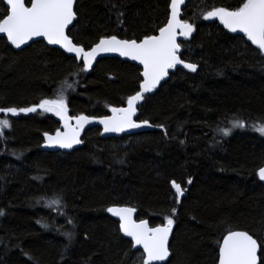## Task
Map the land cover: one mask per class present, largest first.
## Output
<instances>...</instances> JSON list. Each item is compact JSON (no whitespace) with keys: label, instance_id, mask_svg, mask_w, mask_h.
Listing matches in <instances>:
<instances>
[{"label":"trees","instance_id":"16d2710c","mask_svg":"<svg viewBox=\"0 0 264 264\" xmlns=\"http://www.w3.org/2000/svg\"><path fill=\"white\" fill-rule=\"evenodd\" d=\"M242 2H187L182 20L195 30L180 43V58L197 71L175 70L144 98L136 121H147L150 132L103 139L91 128L72 152H44L45 133L60 130L57 116L39 108L17 116L0 112L11 125L0 136V264L141 262L142 254L109 216L113 206L136 208V219L151 227L174 220L165 264H217L229 231H247L264 242V186L257 176L264 167V135L253 127L264 123V57L217 18H203ZM169 5L76 0L68 35L86 50L112 35L139 41L165 26ZM6 11L0 0V17ZM82 69L43 42L15 51L0 37V108L38 106L63 91L69 116L100 118L124 107L142 82L139 68L114 58L99 60L91 72ZM235 120L245 127L223 135L220 129ZM173 181L183 196L177 197ZM44 197L59 199L63 211Z\"/></svg>","mask_w":264,"mask_h":264},{"label":"snow or ice","instance_id":"6c2138e0","mask_svg":"<svg viewBox=\"0 0 264 264\" xmlns=\"http://www.w3.org/2000/svg\"><path fill=\"white\" fill-rule=\"evenodd\" d=\"M184 2L185 0H171L170 18L166 25L159 29L158 35L145 36L139 41L120 39L115 35L102 37L90 50L74 43L66 31L77 19L74 11L75 0H30V6H26L25 0H5L7 11L0 17V33L6 34L7 40L16 48H21L34 38L43 37L48 44L59 45L67 53L74 54L75 59L82 60L83 71L91 69L96 57L102 53H117L120 57L138 61L143 66L140 91L128 97L127 107H112L111 116H104L98 120V123L103 125L104 132L119 133L142 127V124L133 119L137 113V104L144 98L145 93L152 92L168 76L170 69L183 64L189 71H197L196 64L185 63L179 55L178 31L187 38L195 30L192 24L179 19L180 6ZM203 18L205 20L218 18L229 32L244 34L252 45L264 53V0H243L234 10L219 7L207 12ZM65 85L68 88L72 87L67 81ZM37 108L45 113H52L63 121L64 131L57 130L55 135L45 133L49 147L71 149L82 142L80 134L85 125L94 122L87 115L70 117L67 98L63 91L56 99H42L38 106L20 109L0 108V112L17 116L20 113H35ZM73 119L76 122L75 127L71 124ZM144 124H147V121ZM10 126L8 119L0 120V136L3 135V129ZM244 127V122L235 120L231 122L230 128L220 131L228 136L233 129ZM253 127L255 131L264 135V123L254 124ZM258 176L264 181V168L259 169ZM188 183L190 184L191 180ZM172 187L177 197L184 195L179 183L173 181ZM59 203L60 200L56 199L48 206ZM172 211L175 214V209ZM107 212L113 217H118L119 230L124 236L131 238L130 243L142 249L141 264H158L168 260L169 236L174 224L171 217L167 218L165 225L151 227L147 220L136 222L133 218L136 213L134 207L113 206L108 207ZM0 215H3L2 211ZM66 235L70 236L69 233ZM222 239L223 242L219 245L218 264H264V242H258L247 231H229Z\"/></svg>","mask_w":264,"mask_h":264},{"label":"water","instance_id":"95a60500","mask_svg":"<svg viewBox=\"0 0 264 264\" xmlns=\"http://www.w3.org/2000/svg\"><path fill=\"white\" fill-rule=\"evenodd\" d=\"M188 1H189V0H185L184 4H182V5L180 6V17H179V19H181V21H183V20H182V10H183V8L185 7V5L187 4ZM3 2H4V4L6 5L5 0H3ZM170 3H171V0H170ZM75 4H76V0H75V3H74V8H75ZM29 6H30V5H29ZM6 7H7V6H6ZM170 15H171V7H170V5H169V17H168V19L170 18ZM73 23H74V22H73ZM220 24H221V23H220ZM165 25H166V24H165ZM221 25H222V24H221ZM71 27H72V26H69V29L66 30V31H67V34H68V31L71 29ZM222 27H223L226 31H228V29H226L223 25H222ZM228 32H229V31H228ZM193 33H194V31L192 32V34H191L189 37L186 38V37L180 35V34H179V31H178V33H177V43L180 44V43H182V42H187V41H189L190 38L192 37ZM229 33H232V32H229ZM158 34H159V31L157 32L156 35H158ZM232 34H235V35H238V36L244 37L250 46H252L253 48L259 50L258 48H256L255 45H252L251 42L247 40V38L244 36V34H242V33H232ZM0 37H1V38H4V39L6 40V42L8 43V45H9L13 50H15V51H21V50H23V49L29 47L31 44L36 43V42H43L48 48L59 50V51H61L62 53H64L66 56L75 59V58H74V54L67 53V52H66L64 49H62L59 45H50V44H48L47 41H46V39H44L43 37H37V38H34L32 41H29L27 44L22 45L21 48H16L14 45H12V44L7 40V36H6V34L0 33ZM90 49H91V48H90ZM90 49H89V50H90ZM259 51H260V50H259ZM181 53H182V49H181V46H180V52H179V55H181ZM261 54H262V56L264 57V53H261ZM105 58H114V59H118V60H120V61H122V62L130 63V64L136 66L137 68H139V69L141 70V73L143 72V66H142L141 64H139L138 61H132V60L126 58V57H120L117 53H102V54H100L99 56L96 57V60L93 62L92 68L89 69L87 72H91L92 69H93V67L95 66V64H96L99 60H101V59H105ZM75 60H76V62H77L78 64H82V65H83L82 60H79V59H75ZM185 63H186V62H185ZM175 70H182V71H184V72L193 73V72L189 71L188 69L184 68V67H183V64H181V65H177L176 68H174V69H170V70H169V74H168V76L165 77V79L162 80V81L160 82V84H159V85H158V86H157L152 92L145 93V94H144V98L147 97V96H150L155 90H157V89L159 88V86H161L164 82H166V81L168 80L169 75L172 74V73H174ZM141 78H142V81H143V77H142V75H141ZM141 83H142V82H141ZM139 91H140V87H139ZM144 98H143L140 102H138V104H137V108L143 103ZM124 107H127V102H126V105H125ZM111 115H112V113H111V111H109V114H108L107 116H111ZM70 117H71V116H70ZM90 118H92V119L94 120V122L91 123V124L85 125L84 129L81 131V134H80V140H81L83 134L85 133V131L88 130V129H91V128H98V129L100 130V132H101V137H102L103 139L119 138V137H121V136H132V135H136V134H139V133L150 132V131L152 130V127H151V125H150L149 123L144 124V122H138V121H136L137 113H136V116L133 117V119H134L137 123L142 124V127H140V128H136V129H127V130H125L124 132H119V133L104 132L103 125L98 123V120L101 119V118H103V117H100V118L90 117ZM57 119H58V122H59V125H60V131H64L65 129L63 128V121H61V120L59 119V117H58ZM71 124H72L73 127L76 126L75 119H73V120L71 121ZM49 135H55V133H54V134H49ZM81 145H82V143H80V144H78V145H74L71 149H64V148H60V147H58V146H51V147H49V146H47V141L45 140V135H44V142H43V144H42L40 150H41V151H44V152H58V151H60V152H63V153H70V152H72L73 150L79 148ZM262 168H264V167H262ZM258 171H259V170H258ZM257 176H258V172H257ZM258 179H259V176H258ZM259 181H260L261 184L264 186V181H261L260 179H259ZM120 207H122V206H120ZM108 214H109V216H110L111 218H113L116 222H118V217H113V216L111 215V213H109V212H108ZM133 218L136 220V222H139V221L136 219V213L134 214V217H133ZM118 224H119V223H118ZM164 225H165V224H164ZM161 226H163V225H161ZM157 227H158V226H157ZM173 227H174V226H173ZM119 231H120V230H119ZM172 232H173V228H172ZM172 232L170 233V236H169V242H170V238H171ZM120 234H121V236H122L123 238H125V239L131 241V238H130V237H126V236H124V234H123L121 231H120ZM222 242H223V239L221 240V243H220V244H222ZM132 246H133V244H132ZM133 251H135V252H136V251H139V252L142 254V249L139 248V246H133ZM258 255H259V252H258ZM169 258H170V256H169ZM169 258H168V260H169ZM168 260H167V261H164V262H158V264H165V263L168 262ZM217 264H218V262H217Z\"/></svg>","mask_w":264,"mask_h":264},{"label":"rangeland","instance_id":"374dc122","mask_svg":"<svg viewBox=\"0 0 264 264\" xmlns=\"http://www.w3.org/2000/svg\"><path fill=\"white\" fill-rule=\"evenodd\" d=\"M218 19V18H217ZM3 119H6V118H0V120H3ZM233 130H235V129H233ZM232 130V131H233ZM232 133V132H231ZM44 200H46L47 202H48V204H50V202H51V200H49V199H47V198H45L44 197ZM51 206L53 207V208H55L56 210H60V211H63L62 210V208L60 207V206H58L57 204H51ZM136 264H141V262H139V261H136V260H134V259H132Z\"/></svg>","mask_w":264,"mask_h":264},{"label":"bare ground","instance_id":"6f19581e","mask_svg":"<svg viewBox=\"0 0 264 264\" xmlns=\"http://www.w3.org/2000/svg\"><path fill=\"white\" fill-rule=\"evenodd\" d=\"M218 254H219V250H218Z\"/></svg>","mask_w":264,"mask_h":264}]
</instances>
